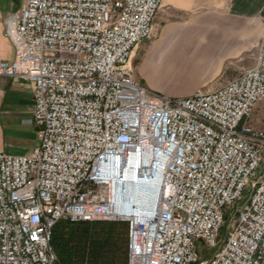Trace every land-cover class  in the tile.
Masks as SVG:
<instances>
[{"label":"built area","instance_id":"obj_1","mask_svg":"<svg viewBox=\"0 0 264 264\" xmlns=\"http://www.w3.org/2000/svg\"><path fill=\"white\" fill-rule=\"evenodd\" d=\"M163 1L25 0L5 18L0 76L33 85L38 145L0 152V264L57 263L60 221L126 222L124 264H264V38L220 88L162 94L131 61Z\"/></svg>","mask_w":264,"mask_h":264},{"label":"crops","instance_id":"obj_2","mask_svg":"<svg viewBox=\"0 0 264 264\" xmlns=\"http://www.w3.org/2000/svg\"><path fill=\"white\" fill-rule=\"evenodd\" d=\"M24 3L0 0V62L15 54L4 35V20ZM154 31L153 38L134 51L137 79L168 96L213 91L238 77L249 68V59L256 58L264 37V0H164ZM159 61L176 66L177 88L162 90L145 79V68ZM33 105L30 82L0 76V152L29 154L38 145Z\"/></svg>","mask_w":264,"mask_h":264},{"label":"trees","instance_id":"obj_3","mask_svg":"<svg viewBox=\"0 0 264 264\" xmlns=\"http://www.w3.org/2000/svg\"><path fill=\"white\" fill-rule=\"evenodd\" d=\"M127 239L126 222L60 221L54 228L52 245L57 264H124Z\"/></svg>","mask_w":264,"mask_h":264},{"label":"rangeland","instance_id":"obj_4","mask_svg":"<svg viewBox=\"0 0 264 264\" xmlns=\"http://www.w3.org/2000/svg\"><path fill=\"white\" fill-rule=\"evenodd\" d=\"M155 34V31L153 34L146 39L145 41L153 38ZM264 38V37H263ZM145 41H143L136 49H138ZM258 50V49H257ZM255 61V55L250 60L249 59V68L252 67ZM132 62V61H131ZM133 66V64H132ZM134 68V67H133ZM135 72V71H134ZM145 79L150 80L153 85H155L157 88L166 90V89H172L177 88V78H176V66H173L172 63L166 62V61H159L157 64H153L151 66H147L145 68ZM178 90V89H177ZM181 93V90H178ZM251 122L254 126L258 128H264V100H261L258 102L252 116H251ZM225 233V229L222 231V234ZM200 248H205V246L202 243H199Z\"/></svg>","mask_w":264,"mask_h":264},{"label":"water","instance_id":"obj_5","mask_svg":"<svg viewBox=\"0 0 264 264\" xmlns=\"http://www.w3.org/2000/svg\"><path fill=\"white\" fill-rule=\"evenodd\" d=\"M54 264H57V263H54Z\"/></svg>","mask_w":264,"mask_h":264}]
</instances>
